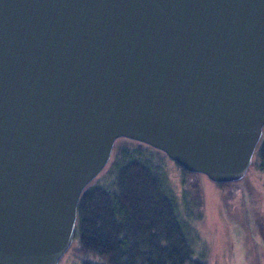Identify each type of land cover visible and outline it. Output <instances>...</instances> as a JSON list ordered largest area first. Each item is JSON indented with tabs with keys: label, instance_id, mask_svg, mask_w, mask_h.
Segmentation results:
<instances>
[{
	"label": "water",
	"instance_id": "obj_1",
	"mask_svg": "<svg viewBox=\"0 0 264 264\" xmlns=\"http://www.w3.org/2000/svg\"><path fill=\"white\" fill-rule=\"evenodd\" d=\"M264 127V0H0V264H57L127 138L214 183Z\"/></svg>",
	"mask_w": 264,
	"mask_h": 264
},
{
	"label": "trees",
	"instance_id": "obj_2",
	"mask_svg": "<svg viewBox=\"0 0 264 264\" xmlns=\"http://www.w3.org/2000/svg\"><path fill=\"white\" fill-rule=\"evenodd\" d=\"M111 152L76 204L73 237L83 252L100 256L82 264H205L192 257L191 224L200 223L204 211L200 174L173 162L174 182L166 154L124 137ZM253 157L263 164L264 136ZM236 182L214 184L225 188Z\"/></svg>",
	"mask_w": 264,
	"mask_h": 264
},
{
	"label": "rangeland",
	"instance_id": "obj_3",
	"mask_svg": "<svg viewBox=\"0 0 264 264\" xmlns=\"http://www.w3.org/2000/svg\"><path fill=\"white\" fill-rule=\"evenodd\" d=\"M261 134L264 136V130ZM259 164L252 157L244 177L225 188L200 174L204 211L202 221L191 224L193 258L205 264H264V162ZM167 165L177 182L175 164L170 160ZM99 258L83 252L75 237L57 264Z\"/></svg>",
	"mask_w": 264,
	"mask_h": 264
}]
</instances>
